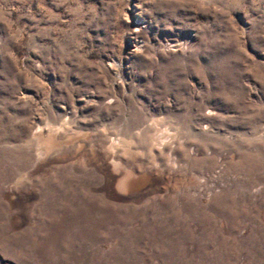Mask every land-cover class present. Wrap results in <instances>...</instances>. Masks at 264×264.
Instances as JSON below:
<instances>
[{
  "label": "rangeland",
  "instance_id": "374dc122",
  "mask_svg": "<svg viewBox=\"0 0 264 264\" xmlns=\"http://www.w3.org/2000/svg\"><path fill=\"white\" fill-rule=\"evenodd\" d=\"M0 264H264V0H0Z\"/></svg>",
  "mask_w": 264,
  "mask_h": 264
},
{
  "label": "bare ground",
  "instance_id": "6f19581e",
  "mask_svg": "<svg viewBox=\"0 0 264 264\" xmlns=\"http://www.w3.org/2000/svg\"><path fill=\"white\" fill-rule=\"evenodd\" d=\"M135 181H129L127 184H129V185H131L132 183H134ZM129 188H130V186H129Z\"/></svg>",
  "mask_w": 264,
  "mask_h": 264
}]
</instances>
